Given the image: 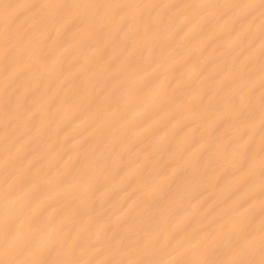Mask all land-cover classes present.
Here are the masks:
<instances>
[{"label": "bare ground", "instance_id": "6f19581e", "mask_svg": "<svg viewBox=\"0 0 264 264\" xmlns=\"http://www.w3.org/2000/svg\"><path fill=\"white\" fill-rule=\"evenodd\" d=\"M261 0H0V264H261Z\"/></svg>", "mask_w": 264, "mask_h": 264}, {"label": "snow or ice", "instance_id": "6c2138e0", "mask_svg": "<svg viewBox=\"0 0 264 264\" xmlns=\"http://www.w3.org/2000/svg\"><path fill=\"white\" fill-rule=\"evenodd\" d=\"M261 6L264 7V0H261ZM240 264H243V262H240ZM261 264H264V260L261 261Z\"/></svg>", "mask_w": 264, "mask_h": 264}]
</instances>
